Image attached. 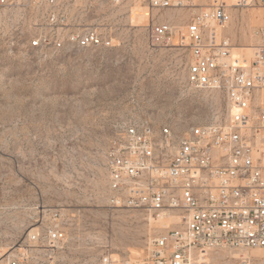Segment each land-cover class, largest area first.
<instances>
[{"label": "rangeland", "instance_id": "rangeland-1", "mask_svg": "<svg viewBox=\"0 0 264 264\" xmlns=\"http://www.w3.org/2000/svg\"><path fill=\"white\" fill-rule=\"evenodd\" d=\"M149 9L131 0L98 3L86 18L112 28L113 46L62 52L32 49L27 27L0 11V246L22 242L42 208H61L65 247L61 264H139L148 238L163 230L143 210L109 202L106 151L127 123L182 130L225 122L226 102L216 90L188 85L187 47L153 46ZM180 30L187 10H167ZM264 7L232 9L225 30L235 47L260 42ZM240 49V48H237ZM264 264L263 250H212L206 264Z\"/></svg>", "mask_w": 264, "mask_h": 264}, {"label": "built area", "instance_id": "built-area-1", "mask_svg": "<svg viewBox=\"0 0 264 264\" xmlns=\"http://www.w3.org/2000/svg\"><path fill=\"white\" fill-rule=\"evenodd\" d=\"M130 0H0L27 27L28 46L43 52L113 46L112 28L86 22L98 3ZM146 6L148 39L157 47H187L188 85L224 94L226 120L182 130L148 121L125 124L106 151L109 202L177 217L148 238L139 264H206L212 250L264 251V25L248 55H236L226 34L232 9L264 0H131ZM167 10H187L180 30ZM242 48V47H241ZM240 50H246L240 49ZM152 220V221H153ZM61 208H42L27 238L0 264H61L65 247ZM103 264H113L106 255ZM239 264H252L242 255Z\"/></svg>", "mask_w": 264, "mask_h": 264}, {"label": "bare ground", "instance_id": "bare-ground-1", "mask_svg": "<svg viewBox=\"0 0 264 264\" xmlns=\"http://www.w3.org/2000/svg\"><path fill=\"white\" fill-rule=\"evenodd\" d=\"M264 25V24H263ZM249 47V49H247V50H251L252 49V46H248ZM237 48H240V49H243V48H241V47H236L235 48V54L237 55L238 54V51L237 50H240V49H237ZM245 49V48H244ZM249 53H251V51L249 52ZM150 219H151V221L154 219L153 217H150ZM160 221L163 223V224H166L167 223V221L168 220H170V219H178L177 217H168V218H165V217H160Z\"/></svg>", "mask_w": 264, "mask_h": 264}]
</instances>
